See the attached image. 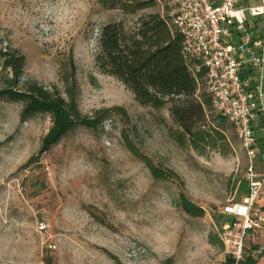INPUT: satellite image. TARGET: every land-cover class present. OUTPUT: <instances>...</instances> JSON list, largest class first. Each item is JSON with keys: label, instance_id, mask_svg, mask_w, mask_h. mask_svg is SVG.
I'll return each instance as SVG.
<instances>
[{"label": "rangeland", "instance_id": "rangeland-1", "mask_svg": "<svg viewBox=\"0 0 264 264\" xmlns=\"http://www.w3.org/2000/svg\"><path fill=\"white\" fill-rule=\"evenodd\" d=\"M156 1L126 15L96 0H0V53L15 49L23 58L18 88L37 83L66 97L61 70L71 54L79 115L114 109L95 128L76 126L41 152L49 116L22 118L21 104L0 96V264L226 263L220 240L211 245L208 237L219 238L223 207L242 197L247 159L234 129L222 122L219 150L179 147L170 104L139 105L94 65L100 28L164 16ZM213 119L206 114L217 125ZM179 194L203 215L186 214ZM252 246L264 264V227L245 240V249Z\"/></svg>", "mask_w": 264, "mask_h": 264}, {"label": "trees", "instance_id": "trees-1", "mask_svg": "<svg viewBox=\"0 0 264 264\" xmlns=\"http://www.w3.org/2000/svg\"><path fill=\"white\" fill-rule=\"evenodd\" d=\"M103 10H118L126 15H136L153 8L156 0H96ZM0 96L20 103L22 118L39 113L50 118L48 129L41 145L46 152L66 132L76 126L95 128L100 120L114 109L102 112L96 118L81 117L76 107L75 67L69 54L61 70L64 84L63 97L55 88L46 89L37 83H27L24 89L18 88L23 58L15 49L0 53ZM94 65L103 75L114 78L134 97L141 106L163 108L170 104L168 112L175 125L173 139L182 148H191L199 155L206 149L219 150L225 141L222 132V119L215 118L213 125L206 122L204 109L208 98L198 93V84L189 61L182 52V38L168 23L166 17L151 12L140 15L131 25L123 22L104 24L97 36ZM6 71L9 74L3 75ZM198 77L199 74H198ZM158 176L156 170L152 171ZM238 187L244 195L246 183L239 181ZM179 205L188 215L201 217L203 210L179 194ZM231 219L224 216L220 227ZM209 244L219 242L216 235L210 234ZM221 243V242H220ZM256 246L244 248V258L239 264H256L253 254ZM248 252V255H245ZM231 260L226 259L225 264Z\"/></svg>", "mask_w": 264, "mask_h": 264}, {"label": "built area", "instance_id": "built-area-1", "mask_svg": "<svg viewBox=\"0 0 264 264\" xmlns=\"http://www.w3.org/2000/svg\"><path fill=\"white\" fill-rule=\"evenodd\" d=\"M162 2L164 17L182 38L198 89L208 98L204 111L232 126L247 159V191L223 207L231 222H224L219 233L225 259L239 264L247 237L264 227L259 204L264 175L258 176L254 167L255 132L264 133V0ZM45 228L38 224L39 232Z\"/></svg>", "mask_w": 264, "mask_h": 264}, {"label": "crops", "instance_id": "crops-1", "mask_svg": "<svg viewBox=\"0 0 264 264\" xmlns=\"http://www.w3.org/2000/svg\"><path fill=\"white\" fill-rule=\"evenodd\" d=\"M263 95H264V86H263ZM263 103H264V96H263ZM255 136L257 139L256 144V161H255V171L258 174V176L264 175V133L255 132ZM263 197L260 200L259 204L264 209V186L262 188Z\"/></svg>", "mask_w": 264, "mask_h": 264}]
</instances>
